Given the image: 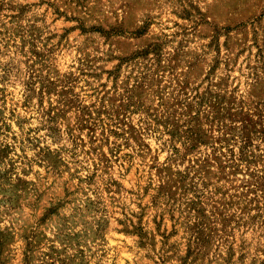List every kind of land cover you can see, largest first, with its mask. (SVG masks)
Masks as SVG:
<instances>
[{"label": "rangeland", "instance_id": "374dc122", "mask_svg": "<svg viewBox=\"0 0 264 264\" xmlns=\"http://www.w3.org/2000/svg\"><path fill=\"white\" fill-rule=\"evenodd\" d=\"M0 264H264V0H0Z\"/></svg>", "mask_w": 264, "mask_h": 264}]
</instances>
